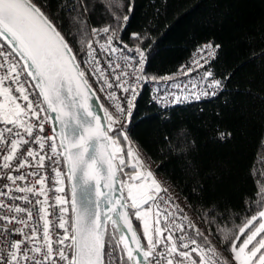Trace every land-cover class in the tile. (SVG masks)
I'll use <instances>...</instances> for the list:
<instances>
[{
  "label": "snow or ice",
  "instance_id": "obj_1",
  "mask_svg": "<svg viewBox=\"0 0 264 264\" xmlns=\"http://www.w3.org/2000/svg\"><path fill=\"white\" fill-rule=\"evenodd\" d=\"M117 2L119 0H114L113 6ZM120 7H123L122 3ZM93 10L94 6L89 7L86 0H61L58 3V11L65 13L73 25L78 23L81 17H88ZM127 11L129 14L123 16V27L119 25L120 16L113 13L114 25L110 24L100 29L92 28V35L97 39L88 41L87 55L91 60L85 62L90 63L100 74L98 79H103L105 73L96 66L98 61L94 45L99 44V50L107 52L110 56L121 51L113 41L120 40L117 29L120 34L126 29L130 14L134 11V3L128 6ZM5 34L11 40L10 47L0 43V97L6 101V103L0 102V123L3 124V128H0V180H7L10 183L0 184V264H56V257L67 264H104V258L108 257L111 264L113 258L117 256V250L120 253L117 264H207L205 257L208 252L216 258L218 254L214 248L209 247L208 238L204 237L199 229H195L196 236L204 238L203 244L198 243L196 238L186 235L185 226L176 223L175 214L165 207L168 200L161 201L160 193L166 189H161L160 184L152 178L150 171L146 174L137 171L131 177L133 181L140 179L145 182L150 181V184L142 182L139 185L128 186V198L132 201L131 208L136 210L134 214L137 219L144 221L143 236L147 240L146 246L141 243L124 211L128 205L121 196L117 195L120 188L115 181L114 161L120 149L116 147V141L108 135V132H112L116 127L114 135H123L126 140L128 139L127 129L123 127V118L127 113L128 122L131 120L132 110L139 95L137 84L141 85L142 90L143 85L149 82L144 67L147 63V53L140 46L133 49L123 44V48L127 49L128 53H135V55L121 53L126 66L117 63L113 67L112 61H108L115 84L106 81V86L109 89H122L126 94L124 99L127 108L117 104L118 115L115 117L105 110L104 117L108 122L106 132L101 127L102 117L98 114L94 94L87 93L88 83L83 79L85 73L79 70V65L75 62L76 56L71 54L73 50L41 7L31 0H0V38H6ZM105 37V42L100 43V39ZM131 39L143 43L147 36L141 37L138 33H132ZM219 48L220 45L211 42L198 47L194 53L193 67H182L181 72L187 75L203 68L215 58ZM228 78L230 77H225ZM201 79L205 82L204 87L211 90L205 91V96H215L217 90H223L226 86L222 80L215 79L211 71L205 72ZM151 80L155 81L156 78L152 77ZM6 82L15 85L14 91L19 93L18 97L12 95L11 87L4 86ZM194 87L197 86L189 83L182 91ZM36 88L39 89V96H43L47 108L41 105L39 96L35 94ZM103 90L102 87L101 91ZM157 92L159 93V89ZM108 95L110 98H115V92H109ZM89 96L93 97L91 105H89ZM77 97L81 98L79 104ZM195 98H202L201 94L197 92ZM18 100L25 102L26 106H22L17 102ZM176 101L180 102L179 96L176 97ZM77 107L83 110V119L72 111ZM66 109L72 112L71 119L76 126L75 135L72 137L75 142L69 143L67 147L61 144L60 147L64 148V151L59 155L64 157L69 168V179L79 181L78 184H73L71 232L66 227L67 221L61 218L58 227L64 229L63 237L53 240L50 236L49 222L45 220L43 241L39 243L38 229L29 234L18 227L20 224L28 227L32 211H28V220H25L24 217L16 215L24 212L25 209L8 201L25 199L12 195L13 188L16 192L27 191L36 194L33 187L20 186L19 182H26L29 175L22 173L21 170L26 165L30 168L33 166L32 161L36 159L35 142L40 140L38 133L45 131V124L48 121L53 122V131H55L56 122L59 120L65 130L64 135H69L67 132L69 123L60 120V116L68 114ZM41 112L45 113L46 118L39 115ZM24 117L28 119L25 120ZM220 138L223 139L224 134H221ZM47 139L52 140L53 137L49 136ZM29 145L32 147H27ZM39 148L41 153L47 151L43 143L39 144ZM89 148L92 149L90 155H88ZM51 150L54 153L57 151L55 145ZM37 155V167H43L44 161L51 159L44 154ZM128 155L131 157L132 152L129 151ZM124 163L125 161L120 159V165ZM13 172L19 174L14 175ZM31 174L37 175L36 172ZM57 176H59L58 171ZM93 181V196L89 200L93 208L89 212L87 208L78 207L76 190L81 186L87 187ZM37 183L43 185V178L37 179ZM133 189L139 190L141 194L134 195ZM56 191L62 193L64 189L57 188ZM43 194V191L38 193V195ZM257 195L256 204L259 206L264 201V188ZM158 201L161 203L158 204ZM57 202L61 205L68 203L60 197H57ZM144 205L149 207L141 211ZM152 205L157 207L156 219L154 222H149L145 218L149 217ZM41 211L45 210L41 209ZM68 211L66 207L60 208L62 214ZM208 214L210 215L211 212L209 211ZM161 216L165 221L164 224L161 223ZM257 220L260 221L258 227L254 224ZM109 222L116 229H120L122 222L123 227L131 234V239L129 240L127 235H119L117 243L118 232L106 233L105 228ZM187 227L191 229L195 226L189 222ZM177 230L180 235H175ZM261 234H264V210L253 215L239 228L238 234L230 242L233 255L225 259L223 264H231L232 260L236 264H264V237L257 239ZM245 235L246 238L242 239ZM54 244L58 250H54ZM121 244L123 247H120ZM65 245L72 250L71 260L66 255ZM132 245L135 247L133 248ZM192 253L200 256L199 262L192 258ZM125 255L127 259H124Z\"/></svg>",
  "mask_w": 264,
  "mask_h": 264
},
{
  "label": "trees",
  "instance_id": "obj_2",
  "mask_svg": "<svg viewBox=\"0 0 264 264\" xmlns=\"http://www.w3.org/2000/svg\"><path fill=\"white\" fill-rule=\"evenodd\" d=\"M31 2L41 7L64 36L77 64L88 28L114 25L113 13L120 16L123 27V16L134 3L126 29L122 34L117 31L120 41L129 47L140 46L147 53L144 67L152 83L170 78L193 49L209 42L220 45L210 66L226 86L214 98L162 110L149 103L147 83L142 90L140 85L128 139L113 131L108 135L120 149L115 164L121 187L124 180H130L131 144L165 183L183 215L191 218L194 231L199 229L208 238L209 247L222 262L230 258V242L239 228L264 208V201L256 204L257 194L264 188V0H119L115 6L114 0H86L94 10L75 25L58 11L61 0ZM132 33L147 39L143 43L133 40ZM61 165L68 201L62 159ZM135 211L131 208L129 215L146 246ZM67 219L71 232L69 215ZM106 233H112L108 226ZM261 237L264 234L257 239ZM194 238L204 243L196 231ZM119 256L117 250L111 264H117ZM104 264H109L108 257Z\"/></svg>",
  "mask_w": 264,
  "mask_h": 264
},
{
  "label": "built area",
  "instance_id": "obj_3",
  "mask_svg": "<svg viewBox=\"0 0 264 264\" xmlns=\"http://www.w3.org/2000/svg\"><path fill=\"white\" fill-rule=\"evenodd\" d=\"M104 26H108L107 24H102L99 26L89 27L87 31V40L85 43V46L83 48V54L78 62L79 70L83 71L85 73L84 79L87 81L89 87L92 89L96 97L98 98L102 108L103 112L105 113V110L112 114L114 117L118 115L116 112V105L120 104L123 105L125 108H127V102L124 99V96L126 95L122 89L120 88H112L109 89L106 86L107 82H112L115 84L114 76L111 73L109 69V63L108 61H112L113 67L119 63L121 65H125L124 56L121 54L122 52L126 55H135V53H128L127 49L123 48V43L120 40H114L113 44L116 45L121 51H118L115 54H112L111 56L107 52H101L99 50V44H95L94 48L96 49V58L98 61L97 67L104 70V78L98 79L99 73L95 71L94 67L90 63H86L85 61H90L91 57L87 55V49H88V41L97 39L92 35V28H103ZM106 40L105 38L100 39V43H104ZM0 43H3L0 41ZM207 44V43H206ZM3 45L7 47L4 43ZM204 45V44H202ZM201 45V46H202ZM200 47V46H199ZM133 48L134 47H130ZM198 48V47H197ZM197 48L193 49L189 55L185 58V60L175 69V71L172 73L171 77L169 79H164L162 81H159L157 83L148 82L146 84L147 91H148V100L149 103L153 104L154 106L165 110L170 109L177 105H185V104H191V103H197L203 100H209L214 98L218 93H220L222 90H217V94L215 96L212 95H204L205 91H211L210 89H206L204 87L205 82L201 79V77L204 75L205 72L211 71L213 73V76L217 80H224L220 77H217L214 73L213 68L210 66V63L206 64L203 68L197 69L192 71L191 73L185 75L181 72V68H191L193 67V58L194 53L196 52ZM212 60V59H211ZM210 60V61H211ZM126 66V65H125ZM117 72H119V69H117ZM129 72H131V69L129 68ZM127 79V77H125ZM191 83L192 85H196L197 87L191 88L188 91H182L187 85ZM5 87H11L13 89L12 95L19 96V93H16L14 91L15 85H9L7 82L4 85ZM140 84H137V89L139 88ZM103 87V91H101V88ZM157 89H159V93L157 92ZM167 90V91H166ZM109 92H115V98H110L108 93ZM199 92L201 94L200 99L195 98V94ZM35 94L38 96L36 90ZM180 97V102L176 101V97ZM159 97V98H157ZM3 102L4 98L2 97ZM18 103H21L22 106H26L25 102L22 100H18ZM42 105V104H41ZM41 117H45V113L41 112L39 113ZM46 118V117H45ZM25 120L28 119V117H24ZM35 119V118H33ZM106 120V131H107V119ZM123 127L127 129L128 131V118L127 113H125V116L123 118ZM0 128H3V124L0 123ZM116 131V127L113 128V132ZM127 134V133H126ZM40 136V140L38 142H35L36 147L34 149V155H36V159L32 161L33 166L30 168L28 165H26L21 171L22 173H29L27 176V180L19 182L20 186L25 187H33L35 189V193H29L27 191L24 192H16L15 189H12V195H15L17 197H24L25 199H17L15 201H8L9 203H15L18 206H21L25 209L24 212L17 213L16 215L24 217L25 220H28V211H32V218L31 220H28V227H25L23 224L18 225L23 231L28 232L31 234L33 230L38 229V242L42 243L43 241V226L45 223V220L49 222L50 227V236L53 240H55L57 237H63L64 229H60L58 227L59 220L61 218L65 219L66 221L67 216L69 215V211L67 213H61L60 208L66 207L67 205H61L57 202V197H60L61 199L66 200V193L64 192H57V188H63L62 183V165H61V155H59L60 150L58 148L57 142L55 140L51 124L48 121L45 124V131L43 133H38ZM53 137L52 140H48L47 137ZM123 136V135H122ZM43 143L45 145V148L47 151L41 153V150L39 148V144ZM55 145L56 152H52V146ZM131 146V145H130ZM31 148L32 146H27ZM37 154H44L47 157H50L51 159H46L44 161L43 167H37V161H38V155ZM32 159V158H29ZM55 161V163H53ZM5 172L7 170H4ZM57 171L59 172V176H57ZM36 172L37 175H32L31 173ZM13 174H19L16 172H13ZM43 178L44 183L43 185L37 183V179ZM7 180H0V184H9ZM64 189V188H63ZM162 189V187H161ZM163 190V189H162ZM43 191V195H38ZM161 195V201L168 200V204L165 206L169 211L173 212L176 217V223L182 224L185 226V233L188 236H191L194 238L195 231L193 228H188L187 225L189 224L188 219H183L185 216L181 212V210L178 208V206L175 204L174 200L171 198V196L166 192L162 191L160 193ZM39 201V203H37ZM161 201H158V204L161 203ZM157 211L156 205H152ZM41 209H44L45 211H41ZM163 210V209H162ZM54 213V214H53ZM163 224L165 223L163 216H162ZM67 227V224H66ZM167 235V233H165ZM175 235H180L179 230L175 232ZM22 238V237H21ZM70 242V241H69ZM147 245V240H146ZM54 250L56 249L55 244L53 245ZM65 251L66 255L68 256L69 260L71 259V251L70 248L65 245ZM192 258L199 262L200 256H198L196 253H192ZM206 261L207 264H223L222 260L219 256L216 258L212 257V253L208 252L206 254ZM56 264H67L65 261H59V258L56 257Z\"/></svg>",
  "mask_w": 264,
  "mask_h": 264
},
{
  "label": "water",
  "instance_id": "obj_4",
  "mask_svg": "<svg viewBox=\"0 0 264 264\" xmlns=\"http://www.w3.org/2000/svg\"><path fill=\"white\" fill-rule=\"evenodd\" d=\"M38 6V5H37ZM6 36V34H5ZM11 40L10 37H7L6 38H0V41L3 42L7 47H10L9 45V41ZM13 44L15 42H12ZM72 54V53H71ZM17 59H20L19 57H17ZM76 62V61H75ZM21 63H23V61L21 60ZM31 79V78H29ZM84 79V78H83ZM85 80V79H84ZM38 96H39V89L36 88L35 89ZM83 90V88H82ZM87 93H92L94 94V92L92 91V89L89 87L88 85V89H87ZM94 98H95V101H96V105L98 107V114L102 117V120H101V127L103 130L106 131V120H105V117H104V112H103V108L98 100V98L96 97V95L94 94ZM39 99H40V102L42 104L43 107L47 108V104L46 102L44 101V98L43 96H39ZM80 97H77L76 100H77V104H79L80 102ZM92 99L93 97L92 96H89V105L92 104ZM66 112H68L67 115H62L60 116V120H66L70 127L69 129L67 130V132L69 133V135L65 136L64 135V132L65 130L61 127L60 125V122L59 120L56 122V129L55 131H53V122L52 121H49L50 124H51V128H52V131H53V134H54V137H55V140L57 142V145H58V148L60 150V153H62L64 151V148H61V144H64L65 147L68 146L69 143H73L75 142L72 137L75 135V123L72 121L71 119V115H72V112H69L67 109L65 110ZM74 111L79 118L83 119V110L82 109H79L78 107L74 110ZM51 114V113H50ZM51 115H58V114H51ZM107 132V131H106ZM78 139V137H77ZM101 140H103V138H101ZM109 151H111V149H109ZM92 152V149L89 148V152H88V155H90ZM61 159H62V163H63V168H64V174H65V182H66V187H67V191H68V208H69V221H70V231H71V223H72V212H71V202H72V198H73V184L74 183H79L78 180L74 181L72 179H69V176H68V172H69V168L67 166V164L65 163V160H64V157L61 155ZM105 167H107V165H105ZM114 171L116 172V176H115V181H116V184L117 186L120 188V192L117 193L118 196H121L122 199L124 200V202L128 205V207L126 209H124V211H126L127 213V216H128V219L129 221L131 222L132 224V227L133 229L136 231L135 229V226L133 224V221L131 220V217L129 215V210L131 209V205L128 204L126 201H125V197H124V194H123V190H122V187H121V184H120V180H119V177H118V174H117V167H116V164H115V161H114ZM136 173H131L130 174V180L133 181L131 179V177L133 175H135ZM140 180V179H138ZM137 181V180H135ZM94 184V181L91 182L87 187H78L77 188V197H78V207L80 208H87L89 210V212L92 211V208H93V205L91 203H89V200L92 198L93 196V187L92 185ZM107 191V190H106ZM145 206V205H144ZM143 207V206H142ZM110 227V230L111 232H118V235L116 237V239L118 240L119 242V235H127L128 239L130 240L131 239V234L128 233L127 229L125 227H123V224L121 222V227L120 229H116L112 224L111 222H109L106 227ZM106 230V228H105ZM137 233V231H136ZM137 236L139 237L138 233H137ZM140 238V237H139ZM142 243V242H141ZM120 247H123V245L121 244ZM132 247L134 248L135 246L132 245ZM71 251V258H72V250L70 249ZM125 259H127L126 255L124 256ZM71 260V259H70Z\"/></svg>",
  "mask_w": 264,
  "mask_h": 264
},
{
  "label": "rangeland",
  "instance_id": "obj_5",
  "mask_svg": "<svg viewBox=\"0 0 264 264\" xmlns=\"http://www.w3.org/2000/svg\"><path fill=\"white\" fill-rule=\"evenodd\" d=\"M86 43V42H85ZM85 46V45H84ZM0 102H3V99H2V97H0ZM131 144H129L128 145V153H129V151H131L132 152V156L130 157L129 156V166L131 167V169L132 170H130L129 172H130V174L131 173H137V171H139V172H141L142 174H146L147 173V171H150L151 172V168L147 165V163L140 157V155H138V153L136 152V150L132 147V146H130ZM137 159H139V164H137ZM152 173V172H151ZM152 178H154L159 184H160V186L162 187V189L163 190H165L166 189V192L171 196V198L175 201V198H173L174 196L170 193V191L167 189V187H166V185H165V183H163V181L160 179V177L159 176H157V175H154L153 173H152ZM142 182H144V183H146V184H150V181H147V182H145V181H142V180H137V181H131V180H124V182H123V189H124V191H125V196H126V198H127V202H128V204H130L131 205V203H132V201H131V199L130 198H128V186L129 185H132V184H136V185H139L140 183H142ZM133 192H134V195H137V196H139L141 193H140V191L139 190H137V189H133ZM175 204H176V201H175ZM149 207V205H147V207H144V208H142L141 209V211H144V210H146L147 208ZM144 209V210H143ZM262 210H264V208L262 209ZM155 213H156V211H155V209L153 208V207H151V213H150V215H149V217H146L145 219H147V220H149V222L152 220V222H154V220L156 219V215H155ZM134 217L135 218H137L136 216H135V214H134ZM161 218H162V216H161ZM190 219V223L192 222L191 221V218H189ZM188 219V220H189ZM138 221H139V224H140V229L142 230V232H143V228H144V221L143 220H141V219H137ZM260 222V221H259ZM258 225H259V223H258ZM258 225H257V227H258ZM232 252H231V256H230V258L232 257ZM231 264H236V262L234 261V260H232V262H231Z\"/></svg>",
  "mask_w": 264,
  "mask_h": 264
},
{
  "label": "crops",
  "instance_id": "obj_6",
  "mask_svg": "<svg viewBox=\"0 0 264 264\" xmlns=\"http://www.w3.org/2000/svg\"><path fill=\"white\" fill-rule=\"evenodd\" d=\"M146 207H147V206H146ZM144 209H145V208H144ZM144 209H143V210H144ZM154 221H155V220H154ZM150 222H152V220H151Z\"/></svg>",
  "mask_w": 264,
  "mask_h": 264
},
{
  "label": "bare ground",
  "instance_id": "obj_7",
  "mask_svg": "<svg viewBox=\"0 0 264 264\" xmlns=\"http://www.w3.org/2000/svg\"><path fill=\"white\" fill-rule=\"evenodd\" d=\"M148 172V171H147Z\"/></svg>",
  "mask_w": 264,
  "mask_h": 264
}]
</instances>
